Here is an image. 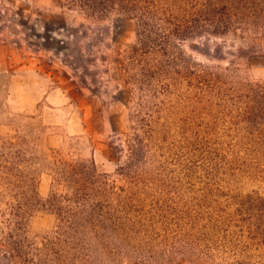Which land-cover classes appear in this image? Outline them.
<instances>
[{"label": "rangeland", "instance_id": "obj_1", "mask_svg": "<svg viewBox=\"0 0 264 264\" xmlns=\"http://www.w3.org/2000/svg\"><path fill=\"white\" fill-rule=\"evenodd\" d=\"M233 40L216 42L222 55L214 43L182 45L197 71L208 67L226 86L153 101L165 104L143 196L150 215L122 249L73 245L72 264H264V213L252 204L264 199V120L251 125L254 105L236 98L242 85H264V57L239 55ZM137 43L138 23L118 14L96 23L60 0H0V162L18 161L27 177L19 184L0 169V242L20 195L37 201L26 217L34 241L62 226L42 208L59 159L94 162L118 193L129 189L113 147L138 129L140 99L151 98L120 84L115 60Z\"/></svg>", "mask_w": 264, "mask_h": 264}, {"label": "trees", "instance_id": "obj_2", "mask_svg": "<svg viewBox=\"0 0 264 264\" xmlns=\"http://www.w3.org/2000/svg\"><path fill=\"white\" fill-rule=\"evenodd\" d=\"M60 1L64 8L78 10L96 23L113 14L138 23L137 45L124 54L117 53L115 64L119 65L120 84L125 88L134 86L144 95L148 93L151 101L140 99L136 115L138 129L121 141V146L113 145L125 160L118 173L129 189L118 193L110 176L100 173L94 162L57 160L54 171L57 190L42 208L61 221L62 226L52 239L34 241L26 217L37 201L27 195L13 197L15 205L6 228L8 233L0 242V255L7 264H72L77 257L69 254L73 245H97L105 251L115 243L122 249L135 229L148 219L150 214L143 199L149 182L147 168L154 166L152 153L160 148L156 144L161 136L159 105L165 104L159 100V105H155L153 101L183 87L200 91L203 86L219 90L226 86L222 76L208 67L197 71L192 60L181 52L182 45L194 40L216 44L232 36L233 45L245 48L238 50L239 55L264 57V0ZM212 52L222 55L224 49L216 44ZM238 89L240 94L236 98L244 97L254 105L246 118L251 125H257L264 120V85L246 84ZM17 162L6 161L5 165L0 162V169L10 172L11 178L22 184L27 177ZM252 202L257 211L264 213V199ZM138 260L147 261L140 254Z\"/></svg>", "mask_w": 264, "mask_h": 264}]
</instances>
